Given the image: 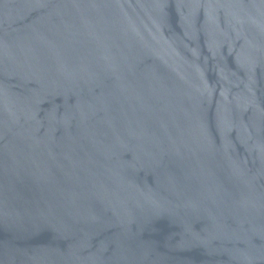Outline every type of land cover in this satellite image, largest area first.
Wrapping results in <instances>:
<instances>
[{
  "label": "water",
  "instance_id": "1",
  "mask_svg": "<svg viewBox=\"0 0 264 264\" xmlns=\"http://www.w3.org/2000/svg\"><path fill=\"white\" fill-rule=\"evenodd\" d=\"M0 264H264V0H0Z\"/></svg>",
  "mask_w": 264,
  "mask_h": 264
}]
</instances>
